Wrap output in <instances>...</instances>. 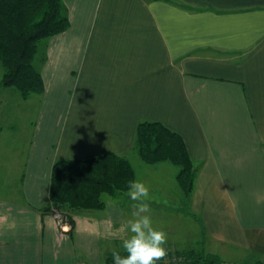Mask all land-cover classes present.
Returning a JSON list of instances; mask_svg holds the SVG:
<instances>
[{"label":"crops","instance_id":"crops-1","mask_svg":"<svg viewBox=\"0 0 264 264\" xmlns=\"http://www.w3.org/2000/svg\"><path fill=\"white\" fill-rule=\"evenodd\" d=\"M63 2L70 27L44 42L37 129L20 159L0 158V175L14 178L0 197V264H102L126 234L132 201L125 193L105 210L75 213L71 236L41 210L51 168L112 151L152 182L150 172L170 166L138 158L143 121L186 143L198 172L179 205L200 219L203 242L232 246L243 263L264 261V0ZM151 188L150 205L163 207Z\"/></svg>","mask_w":264,"mask_h":264},{"label":"trees","instance_id":"trees-1","mask_svg":"<svg viewBox=\"0 0 264 264\" xmlns=\"http://www.w3.org/2000/svg\"><path fill=\"white\" fill-rule=\"evenodd\" d=\"M69 27L63 0H0L1 85L14 88L24 100L34 94L43 95L42 66L47 55L39 44ZM134 150L148 165L167 162L178 167V186L187 198L192 196L198 168L179 133L162 122H140ZM136 176L131 161L112 151L88 159H58L52 165L48 199L41 210L70 225L68 233L73 236L75 213L105 210L108 202L103 195L116 198L125 194L128 181ZM207 242L200 236L195 246L170 243L165 260L157 264H247L224 261L215 250H205ZM200 243L203 245L199 246ZM102 264H112L111 253Z\"/></svg>","mask_w":264,"mask_h":264},{"label":"rangeland","instance_id":"rangeland-1","mask_svg":"<svg viewBox=\"0 0 264 264\" xmlns=\"http://www.w3.org/2000/svg\"><path fill=\"white\" fill-rule=\"evenodd\" d=\"M44 42L46 40L40 42V50L44 48ZM2 75L3 68L0 63V158L6 156V153L19 151L16 158L20 159L22 151L28 150L33 130L37 129L41 111V101L39 98L41 97L38 94H34L26 100L22 99L14 88H5L1 85ZM64 117V112L62 110L61 112L58 111L52 132H50L52 139L59 137V122L63 124ZM167 164V166H170L169 168L158 169L155 172L149 173L150 178H154L152 182L148 183L150 189L154 187L157 195L161 194L159 197L164 202L163 207L150 205L153 226L167 232L168 240L166 247L170 243L185 246L186 242H188L189 246H195V240L200 238L197 234L202 227L201 221L200 219L190 217L187 210L180 207L179 203L184 202L186 199L176 181L175 172L179 169L175 165ZM1 170L2 166H0V172ZM137 170L139 175V168ZM13 179L9 174H6V176L0 175V197L12 194L9 192V188ZM103 199L106 202L113 200L107 194L103 195ZM120 243L117 244L118 246H113V248H118ZM198 245L201 246L203 243ZM206 247L205 250L207 251L215 249L226 262L243 263V257L241 255L238 256L237 251L232 246L221 243L215 244L213 241H208Z\"/></svg>","mask_w":264,"mask_h":264},{"label":"clouds","instance_id":"clouds-1","mask_svg":"<svg viewBox=\"0 0 264 264\" xmlns=\"http://www.w3.org/2000/svg\"><path fill=\"white\" fill-rule=\"evenodd\" d=\"M150 191V185L141 179L128 181L126 195L132 201L131 212L120 246L111 249L112 264H157L165 260L168 234L153 226Z\"/></svg>","mask_w":264,"mask_h":264}]
</instances>
